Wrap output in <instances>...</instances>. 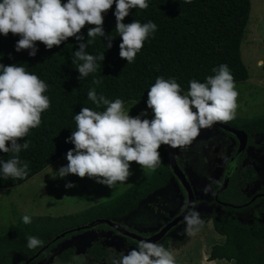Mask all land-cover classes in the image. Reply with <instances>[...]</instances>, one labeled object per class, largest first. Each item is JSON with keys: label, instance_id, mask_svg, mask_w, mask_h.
I'll list each match as a JSON object with an SVG mask.
<instances>
[{"label": "trees", "instance_id": "trees-1", "mask_svg": "<svg viewBox=\"0 0 264 264\" xmlns=\"http://www.w3.org/2000/svg\"><path fill=\"white\" fill-rule=\"evenodd\" d=\"M114 10L115 4L102 14V27L105 36L110 35L113 38L112 46L105 47L107 41L104 37L98 36L94 39L86 52L92 55L104 53V59L97 61L99 66L95 72L80 80L76 65L71 61L72 53L78 49L73 37L51 49L36 42V54L29 56L28 50H14L19 36L11 33L0 36V64L23 65L26 71L34 73L46 83L44 94L49 98V107L41 113L39 125L30 129L24 138L18 139V142L26 140L29 144L27 149H22L18 154L19 159L28 164L27 175L17 179H0V189L24 183L73 147L65 141L72 130H75L74 114H78L81 107L103 110V107L97 109L87 99L90 88H94L97 95L102 94L110 101L121 99L123 106L126 103H137L147 109V90L158 76L164 79L174 78L182 94L188 90L189 80L204 82L205 77L214 75L212 69L222 63L228 66L234 82H244L249 78L240 57V44L249 17V0H191L190 3H185L184 0H148L147 8L132 9L123 20L126 24L133 20L141 23L152 21L157 26L130 64L118 54L121 40L115 31ZM89 27L92 26L86 24L80 32L85 39ZM93 78L99 83L94 85ZM137 115L140 114L134 116ZM142 118L152 117L143 115ZM243 131L248 135L247 145L256 149L262 146L255 144L254 139L264 134V119L246 123ZM11 156L12 153H0V159L5 161ZM253 174L251 170L245 171L243 180L252 181ZM170 175L172 174L168 168L162 174L151 173L112 201L90 207L81 214L57 218L33 217L28 224L19 221L10 225L0 235V264L21 263L62 230L85 224L96 217H107L114 221L124 217L136 209L149 194L163 188ZM237 176L236 173L231 176L229 187L222 192L221 199L231 202L238 199V202L232 203L241 204L248 198L240 190V179ZM261 202L263 206L264 199ZM239 211H243V207ZM103 212L104 215L101 214ZM213 229L224 240L211 247L207 258L209 261L264 264V221L254 224L240 223L231 214L223 213L218 221H213ZM104 230L113 231L107 226ZM83 232L85 231L66 234L51 244L49 249L58 242ZM185 234V231L174 232L173 228L160 244L167 249L171 238L182 241ZM28 236L39 238L43 241L42 246L28 249ZM102 241L96 239L93 244L100 246ZM132 242L136 245L138 243L134 240ZM92 248L96 259L107 255L104 248L92 246L91 250ZM49 249L43 251L40 257L47 258ZM71 251V248L63 249L59 254L61 261H69Z\"/></svg>", "mask_w": 264, "mask_h": 264}, {"label": "clouds", "instance_id": "clouds-1", "mask_svg": "<svg viewBox=\"0 0 264 264\" xmlns=\"http://www.w3.org/2000/svg\"><path fill=\"white\" fill-rule=\"evenodd\" d=\"M113 4L115 31L121 40L118 54L130 64L157 26L152 21L133 20L126 24L123 20L130 10L147 8L148 0H64L63 3L62 0H0V36L9 33L19 36L14 50H28L29 56H35L36 42L51 49L73 37L78 49L72 53L71 61L76 65L80 80L95 72L99 66L97 61L104 59V53L86 52L94 39L104 37L105 47L112 46L113 38L105 36L102 27V14ZM86 24L92 26L87 29V39L80 34ZM261 66L264 60L257 61V67ZM212 72L214 75L205 77L204 82L189 80L188 90L183 94L174 78L158 76L147 90L146 107L151 110V119L142 118L144 113L130 116L121 99L110 101L90 88L87 99L103 110L81 107L79 113L74 114L75 130L65 141L73 147L66 152L67 164L55 171L54 177L64 178L69 174L87 177L112 189L128 179L130 162L143 170L154 171L161 161L158 151L161 145L173 149L190 145L200 129L234 117L238 93L231 72L223 63ZM92 83L99 81L93 78ZM46 89V83L26 71L23 65L0 64V153H12L8 160L0 159V179L27 175L28 164L21 161L18 154L29 144L18 139L39 125L41 113L49 107V98L44 94ZM65 187L73 185L67 183ZM21 220L28 224L31 217L24 215ZM201 225L195 201L189 202L184 231L192 233ZM42 244L35 236L27 237L26 246L30 250ZM113 264H175V260L163 245L141 240Z\"/></svg>", "mask_w": 264, "mask_h": 264}, {"label": "rangeland", "instance_id": "rangeland-1", "mask_svg": "<svg viewBox=\"0 0 264 264\" xmlns=\"http://www.w3.org/2000/svg\"><path fill=\"white\" fill-rule=\"evenodd\" d=\"M249 2V17L240 44L241 61L248 71L249 78L244 82H234L238 93L235 114L232 119L222 121L241 130L248 122L264 119V66L257 67V61L264 60V0ZM123 107L130 116L144 113V116L152 117L150 109H145L137 103H126ZM226 143L230 142L222 132L212 126L205 127L200 129L190 145L185 146L180 156L179 163L193 190L196 210L200 213L202 225L197 231L186 233L182 241L175 238L168 241L167 250L172 253L175 264H233L224 260L207 259L211 247L221 244L224 238L212 227L213 208H207L203 202L197 201L211 200L210 179L219 180L220 168L225 158L222 151ZM254 143L262 145L255 152L256 159L259 160L256 165L264 175V134L255 138ZM158 151L161 161L154 171L143 170L135 162H130L128 179L123 184L117 183L112 189L87 177L80 178L72 174L64 178L54 177V172L67 164L66 154L63 155L24 183L0 189V235L5 233L10 225L22 221L21 217L24 215L31 218L77 215L90 207L112 201L145 176L151 173L162 174L169 169L164 145H161ZM219 159L222 161L217 162ZM170 176L171 179H168L163 188L149 194L136 209L116 221L128 230L147 236L156 231L162 222L179 212L184 205V193L179 192L180 186L173 176ZM67 183H71L73 187L66 188ZM232 202L236 203L238 199ZM101 214L104 215L105 212ZM104 229V225H99L95 229L85 230L83 234H78L79 236L58 242L53 252L48 253L50 258L43 264H113L121 254H126L128 250L136 247V243L131 239ZM180 231H184V220L174 227V232ZM96 239L103 240L100 246L93 244ZM92 246L104 248L107 255L102 259L94 258ZM68 248L72 249L70 260L61 261L59 254Z\"/></svg>", "mask_w": 264, "mask_h": 264}, {"label": "flooded vegetation", "instance_id": "flooded-vegetation-1", "mask_svg": "<svg viewBox=\"0 0 264 264\" xmlns=\"http://www.w3.org/2000/svg\"><path fill=\"white\" fill-rule=\"evenodd\" d=\"M217 130H219V129H217ZM219 131L222 132L223 135L227 136L228 142H230V143L225 144V149H223V151H222L223 156H225L224 160L223 161L220 159L217 160V162L218 161L223 162V164L221 165V168H220V172H219V178H218L219 180H215V179L211 180L210 179L211 182H210L209 190H212V191H211V200L209 202L207 200L202 201L200 199H198L197 201L203 202L207 206V208L208 207L210 208V206L213 208L212 209V220H211L212 227H213V221L214 220L218 221L219 217L223 213L231 214V217L236 219L240 223L254 224V223H258V222H263L264 221V209H263L264 205L263 206L261 205L262 204L261 200L264 199V196L262 195V194H264V175L260 171V167L256 165V163L259 161L256 159V152L255 151L257 149L252 145L246 144V148H245L244 152H242L236 156L235 153H236V149H237V141H236L235 137L229 133L223 132L221 130H219ZM254 141H255V139H254ZM247 143H248V140H247ZM184 148H185V146L182 148H175L174 149L175 154L178 158V163H179L180 156H182V154L184 152ZM167 160H168V158H167ZM179 167L184 172L180 163H179ZM213 169H212V171H213ZM169 170H170V168H169ZM247 170L253 171L254 179L252 181L245 182L243 180V178H244V173ZM235 173L238 175L237 176L238 179H240L239 180L240 190L245 195V197L248 198L247 201H245L241 204H234L231 201L221 199L222 192L228 189L229 183H230V178ZM171 174H172V172H171ZM172 176H173V174H172ZM169 178L171 179V176ZM173 178L175 179L177 184L180 186L177 179L174 176H173ZM259 181H262V183H260ZM222 186H225V188L216 196L217 191ZM179 192L184 193V195H183V199H184L183 204L184 205L182 206V209L179 212H176V214L174 216L169 217L165 222H162V225L156 231L151 232V233L157 232L164 224H166L168 221H170L173 217L178 215L184 209V207L187 203L186 193L181 186L179 187ZM259 195H261V196H259ZM255 196H256V198L251 201V199ZM241 207H243V211H239V208H241ZM223 208H228V209H232V210H228V211L226 210L225 211V210H223ZM129 231H131V230H129ZM131 232H133V231H131ZM76 236H79V235L77 234L75 236H70V238H74ZM55 246L51 249H49L50 247L48 248L49 253L53 252V249L55 248ZM50 256L47 258H44V257H40V255H39L37 258H35L34 260H32L31 262H29L27 264H37V263L43 264V262L47 261V259H49ZM24 261H26V259ZM23 262H21V263H23ZM21 263H18V264H21Z\"/></svg>", "mask_w": 264, "mask_h": 264}, {"label": "water", "instance_id": "water-1", "mask_svg": "<svg viewBox=\"0 0 264 264\" xmlns=\"http://www.w3.org/2000/svg\"><path fill=\"white\" fill-rule=\"evenodd\" d=\"M211 126L216 128V129H219L223 132L229 133L235 137V139L237 141V149H236V153H235L236 156L238 154L244 152V150L246 148L247 140H248V136H247L245 131H243L241 129L234 128V127H232V126H230V125H228L222 121L214 122ZM164 147H165V150L167 152L169 168H170L173 176L177 179L180 186L183 188V190L186 193L187 203H186L184 209L178 215H176L170 221H168L166 224H164L157 232L151 233L148 236H142L138 233L131 232V231L125 229L121 224H119L113 220H110L108 218H94V219L89 220L87 223H85L83 225H79V226L77 225V226H75L69 230L62 231L59 234L55 235L43 247H41L34 255L27 258L26 261H24L21 264H27V263L31 262L32 260L37 258L43 251L47 250L51 244L62 239L66 234H70L73 232H80L83 230H88V229L97 227L99 225H106L111 230L115 231L116 233H118L122 236H125L127 238H130L136 242H139L141 240H148V241L159 243L162 240H164L167 237L169 231L184 220V215L187 211V205L189 204V202L195 201V197H194L191 185H190L185 173L179 167L178 158L175 154L174 149L170 148L167 145H164ZM224 188H225V186H222L217 191L216 196ZM262 195L264 196V194H262ZM259 196H261V195H259ZM255 198H256V196L253 197L251 199V201L254 200Z\"/></svg>", "mask_w": 264, "mask_h": 264}, {"label": "crops", "instance_id": "crops-1", "mask_svg": "<svg viewBox=\"0 0 264 264\" xmlns=\"http://www.w3.org/2000/svg\"><path fill=\"white\" fill-rule=\"evenodd\" d=\"M248 80V79H247ZM216 261V260H215ZM218 261V260H217Z\"/></svg>", "mask_w": 264, "mask_h": 264}]
</instances>
